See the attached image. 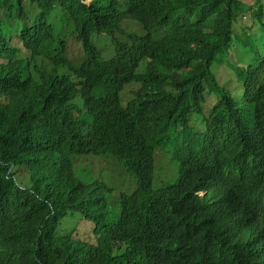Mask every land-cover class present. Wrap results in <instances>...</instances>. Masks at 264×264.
Wrapping results in <instances>:
<instances>
[{"label":"trees","instance_id":"1","mask_svg":"<svg viewBox=\"0 0 264 264\" xmlns=\"http://www.w3.org/2000/svg\"><path fill=\"white\" fill-rule=\"evenodd\" d=\"M0 264H264V0H0Z\"/></svg>","mask_w":264,"mask_h":264},{"label":"rangeland","instance_id":"2","mask_svg":"<svg viewBox=\"0 0 264 264\" xmlns=\"http://www.w3.org/2000/svg\"><path fill=\"white\" fill-rule=\"evenodd\" d=\"M127 24V25H126ZM125 25L134 30H140L136 22L127 20ZM120 36L119 33L116 34ZM97 44L105 57L113 54V44L111 37L108 35H101L96 37ZM72 53H76V45L71 46ZM224 66L220 67L218 76L223 80L224 74H228L229 70ZM224 71V72H223ZM137 88V84L128 85L123 92L124 99L127 100L132 96L133 90ZM168 144H163L158 147L155 153L154 174L152 184L154 187L165 186L173 184L182 177V172L176 167L173 161ZM73 166L76 176L79 178L97 179L105 181L112 189V198L116 197L119 192L130 193L135 187V179L133 175L128 172L120 162L109 157H98L93 155L87 156H73Z\"/></svg>","mask_w":264,"mask_h":264}]
</instances>
